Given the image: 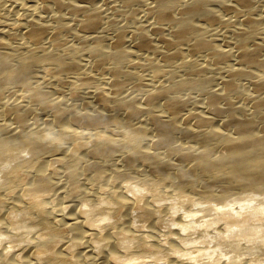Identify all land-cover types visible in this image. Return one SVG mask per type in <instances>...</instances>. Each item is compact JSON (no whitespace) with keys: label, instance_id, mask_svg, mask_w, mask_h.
I'll return each mask as SVG.
<instances>
[{"label":"bare ground","instance_id":"obj_1","mask_svg":"<svg viewBox=\"0 0 264 264\" xmlns=\"http://www.w3.org/2000/svg\"><path fill=\"white\" fill-rule=\"evenodd\" d=\"M0 264H264V0H0Z\"/></svg>","mask_w":264,"mask_h":264},{"label":"rangeland","instance_id":"obj_2","mask_svg":"<svg viewBox=\"0 0 264 264\" xmlns=\"http://www.w3.org/2000/svg\"><path fill=\"white\" fill-rule=\"evenodd\" d=\"M69 96H71L72 98L74 97L73 93H70V95H69Z\"/></svg>","mask_w":264,"mask_h":264}]
</instances>
